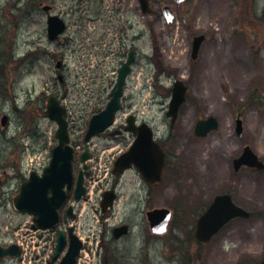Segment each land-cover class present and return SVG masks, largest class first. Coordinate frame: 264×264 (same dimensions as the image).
Instances as JSON below:
<instances>
[{
  "label": "rangeland",
  "instance_id": "rangeland-1",
  "mask_svg": "<svg viewBox=\"0 0 264 264\" xmlns=\"http://www.w3.org/2000/svg\"><path fill=\"white\" fill-rule=\"evenodd\" d=\"M128 1L129 20L134 23L130 37L142 31L143 42L137 44L139 60L124 89L130 107L119 115L117 124L130 111L135 113L164 142L169 163L153 190L136 173L128 172L121 182L119 204L138 191L145 211L166 208L173 217L167 234L156 240L150 237L145 219L143 239L128 238L119 251L140 254L145 264L259 262L264 256V171L234 172L232 161L245 145L264 161V0H151L153 13L144 16L137 11L136 0ZM40 2L52 4L56 14L73 4L70 0H0V245L15 241L18 231V237L25 235L20 229H26L29 217L19 214L12 200L30 172L40 174L48 166L57 145V126L46 117L47 99L56 97L67 108L70 142L80 151L87 120L101 105L96 95L106 96L116 80L117 64H96L100 59L110 61L109 54L81 53L79 60L74 16L68 17L69 28L61 40L48 41L46 17L37 8ZM29 3L31 17L27 16ZM165 5L174 15L170 23L161 15ZM201 34L206 40L194 61L191 42ZM83 40L86 44L89 36ZM59 57L64 64L62 81L55 68ZM174 79L184 81L188 93L171 124L165 112ZM238 114L243 121L241 138L235 133ZM4 115L8 120L2 127ZM209 116L218 119L220 128L206 138L195 137V123ZM107 139L102 135L91 142L98 159L92 164L89 195L79 208L80 236L93 252L92 237L99 241L101 230L120 220V214H115L116 219L105 227L99 209L101 191L110 183L105 180L111 168L103 148ZM75 164V169L81 168L79 160ZM221 193L231 194L251 217L232 221L201 247L189 239L196 219ZM0 264L12 263L7 259Z\"/></svg>",
  "mask_w": 264,
  "mask_h": 264
},
{
  "label": "water",
  "instance_id": "water-1",
  "mask_svg": "<svg viewBox=\"0 0 264 264\" xmlns=\"http://www.w3.org/2000/svg\"><path fill=\"white\" fill-rule=\"evenodd\" d=\"M181 2L183 0H177ZM141 10L144 14L151 13L149 0H139ZM44 11L48 8L44 7ZM163 16L167 22L173 18L168 7H163ZM64 30L62 21L54 16L48 20V38L55 40ZM204 36L194 37L192 42V59L195 60L198 55L199 48L204 41ZM131 57L127 63H124L118 71V77L114 88L110 93V101L106 108L99 114L94 115L88 126L85 135V141L92 136L103 132L113 121L114 114L121 108L120 98L123 94V86L126 76L129 72ZM59 63L57 67H59ZM171 100L166 115L171 117L174 122L178 116L180 106L186 100L187 87L181 81H174L172 85ZM47 115L52 121H55L58 129L56 131V139L58 145L52 151V159L49 166L43 171L42 176H38L35 172L30 174L29 180L20 186L19 194L14 198L13 205L19 212L30 213L35 216L34 223L42 228H50L57 224L58 212L60 204L65 198L64 186L70 188L72 183V160L73 150L69 145L68 124L66 121V110L60 106L57 99L50 97L47 104ZM6 117L1 120V125L5 126ZM218 121L214 117H208L200 120L194 127V134L198 137H206L210 131L217 130ZM139 138L136 140L131 149L132 154L122 156L116 163L117 167L122 170L130 166L132 159L138 170L147 182H155L161 179L162 169L164 165L163 153L156 143L152 140V133L148 126L142 125ZM236 132L238 136L242 133L241 120L236 121ZM134 154V157H131ZM139 155L140 163L138 165L136 157ZM142 155L143 158L140 156ZM89 155L85 152L82 155V161L85 162ZM242 165H247L258 170H262L264 165L252 153L251 149L246 147L242 156L234 161V168L237 171ZM86 170L87 166L84 165ZM89 173H86L88 175ZM83 172L81 171L78 178L77 188L75 191V199L79 200L84 194ZM50 193V195H49ZM107 193L105 194V199ZM106 202H103V210ZM235 217L248 218L249 214L243 209L235 206L228 195L215 197L211 206L199 218L196 225V239L201 243L209 242L210 239L219 232V230L231 219ZM150 228L153 233L162 234L166 231L170 220V212L166 209H155L147 213ZM125 232V228L119 229V234ZM64 245V236L59 233L57 239V247L55 257L61 251ZM81 244L75 236L71 237L70 248L67 255L63 258L61 264H75V258L80 250ZM18 253L16 246H10L7 249L0 247V258L7 256L13 257ZM248 264H264V258L258 263Z\"/></svg>",
  "mask_w": 264,
  "mask_h": 264
},
{
  "label": "flooded vegetation",
  "instance_id": "flooded-vegetation-1",
  "mask_svg": "<svg viewBox=\"0 0 264 264\" xmlns=\"http://www.w3.org/2000/svg\"><path fill=\"white\" fill-rule=\"evenodd\" d=\"M70 1H73L72 6L67 9H63L62 12L57 13V15L62 18L65 22L67 21L70 15L74 16V25L76 27L77 35L76 52L80 55L79 60L81 59V53L99 54L100 52H104L105 54L110 55L111 62L117 64V66H120L122 62L126 61L129 55L132 54V66L134 67L137 61L139 60L137 44L143 42V33L142 31H140V33L138 32L137 35L130 37V30L134 27V23H131L128 16L129 1L113 0V3L105 2L108 0ZM40 3L38 4V6L40 5ZM32 11L33 6L29 3L27 8V16L29 15L31 17ZM52 12H54L53 5ZM85 36H89V40L86 44L83 40ZM106 64L107 62L104 59H100L97 62L98 66ZM63 67L64 64L62 63L61 70H63ZM108 99V97H104L103 95H96L95 98V100L102 102L101 105L108 101ZM126 107V101H124L122 105V112L126 109ZM122 112L118 113L117 116H119V114H121ZM133 116L135 117L133 128H139V125L143 122L139 121L135 115ZM125 128L126 119L119 125L113 126L109 131L103 134H106L109 137L107 145L103 148L105 149V151H107L106 160L111 163L112 168L108 177L110 183L108 187H106L105 190L102 191L99 197V209L101 208L104 192H110L109 196L113 197V200H107L110 201L111 206L108 207L106 211L102 212V210L100 209V215L104 220L103 225L106 227L105 223L110 222V220L116 219L115 214H120V220L117 221L115 224L109 225L106 230H101L98 246L96 248L95 253L89 255L88 258V254L84 257L82 254H80V256L77 258L76 264H145V260L140 259V254L127 255L119 251L120 243L125 241L126 239L134 236L137 239H143L141 235V230L144 227L145 214L147 211L153 209L151 208L145 211V207L143 206V194L139 193L138 191L134 194L129 195L124 200L123 205L119 204L121 194V182L128 171L119 175L118 172L114 173L113 165L121 155L126 153L131 148L136 138L133 133L127 132ZM86 149H88L91 163L89 165L90 175L85 181L87 195L88 183L93 178L91 172L92 164L97 162L98 154L96 153L95 149L91 148V146H85L83 148V151ZM74 150V158L76 161H78L80 160L82 152L79 151L77 147H74ZM79 171L80 169L74 168L72 187L69 191L66 192L65 200L62 202L58 209V228L59 232L61 231L65 237L66 248L69 244V239L73 234L77 235L78 238L81 240L80 231L82 229L78 225V221L80 217L79 208L82 203L81 201L76 202L74 200V193L77 179L79 176ZM129 171L136 173L139 177L135 168H132ZM141 182L150 190H153V187L157 186V184L146 185L142 180ZM129 206H131V211H128ZM120 227H126V233L120 234V236H116L115 230ZM150 237L152 238V240L159 239L152 234H150ZM92 238L96 240L95 237ZM83 248L85 249L84 243L82 246V250ZM59 261V259H49L46 260L45 263L58 264Z\"/></svg>",
  "mask_w": 264,
  "mask_h": 264
},
{
  "label": "bare ground",
  "instance_id": "bare-ground-1",
  "mask_svg": "<svg viewBox=\"0 0 264 264\" xmlns=\"http://www.w3.org/2000/svg\"><path fill=\"white\" fill-rule=\"evenodd\" d=\"M0 30L2 31V26L0 27Z\"/></svg>",
  "mask_w": 264,
  "mask_h": 264
}]
</instances>
